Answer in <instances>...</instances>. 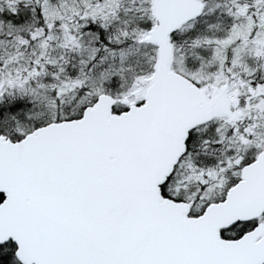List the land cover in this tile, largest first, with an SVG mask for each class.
Returning a JSON list of instances; mask_svg holds the SVG:
<instances>
[{"label": "snow or ice", "instance_id": "obj_1", "mask_svg": "<svg viewBox=\"0 0 264 264\" xmlns=\"http://www.w3.org/2000/svg\"><path fill=\"white\" fill-rule=\"evenodd\" d=\"M0 264H264V0H0Z\"/></svg>", "mask_w": 264, "mask_h": 264}]
</instances>
